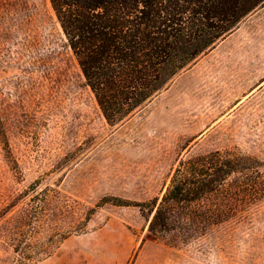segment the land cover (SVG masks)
I'll return each mask as SVG.
<instances>
[{
	"label": "rangeland",
	"instance_id": "obj_1",
	"mask_svg": "<svg viewBox=\"0 0 264 264\" xmlns=\"http://www.w3.org/2000/svg\"><path fill=\"white\" fill-rule=\"evenodd\" d=\"M0 128V264H21L6 220L53 238L28 264H264V199L184 242L106 202L161 196L189 155L236 148L264 164V5L110 125L50 1L0 0Z\"/></svg>",
	"mask_w": 264,
	"mask_h": 264
},
{
	"label": "trees",
	"instance_id": "obj_2",
	"mask_svg": "<svg viewBox=\"0 0 264 264\" xmlns=\"http://www.w3.org/2000/svg\"><path fill=\"white\" fill-rule=\"evenodd\" d=\"M49 1L110 125L129 117L264 5V0ZM263 199L264 164L235 148L179 159L161 196L106 202L140 208L149 233L184 242L242 218ZM6 222L1 236L13 243L19 263L51 255L53 238L42 241L24 221Z\"/></svg>",
	"mask_w": 264,
	"mask_h": 264
}]
</instances>
